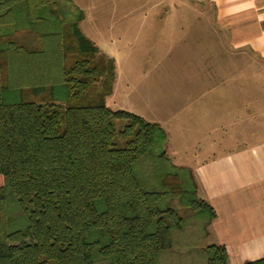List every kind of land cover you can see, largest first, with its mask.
Segmentation results:
<instances>
[{
	"label": "trees",
	"instance_id": "1",
	"mask_svg": "<svg viewBox=\"0 0 264 264\" xmlns=\"http://www.w3.org/2000/svg\"><path fill=\"white\" fill-rule=\"evenodd\" d=\"M83 18L69 0H0V264H228L165 130L106 107L114 64Z\"/></svg>",
	"mask_w": 264,
	"mask_h": 264
},
{
	"label": "rangeland",
	"instance_id": "2",
	"mask_svg": "<svg viewBox=\"0 0 264 264\" xmlns=\"http://www.w3.org/2000/svg\"><path fill=\"white\" fill-rule=\"evenodd\" d=\"M214 20L209 0H96L81 25L114 64L106 107L163 127L177 166L203 159L209 144H239L237 131L264 130V116L236 119L248 102V112H264V59L226 42Z\"/></svg>",
	"mask_w": 264,
	"mask_h": 264
},
{
	"label": "crops",
	"instance_id": "3",
	"mask_svg": "<svg viewBox=\"0 0 264 264\" xmlns=\"http://www.w3.org/2000/svg\"><path fill=\"white\" fill-rule=\"evenodd\" d=\"M69 1L84 14L79 24L81 31L96 0ZM209 1L215 12L213 23L225 28L226 42L245 47L264 59V0ZM258 106L257 102L253 107ZM249 110L250 102L236 119L245 118L249 123L250 114L256 118L264 116V112ZM261 124L264 126V119ZM203 125L210 126L207 122L200 123ZM241 128L240 131L244 130ZM245 132H235L232 140L241 142L225 150L218 151L217 143L209 144L206 151L200 152L203 159L188 166L198 185L199 198L215 212L208 228V243L225 248L228 264H244L264 257V130Z\"/></svg>",
	"mask_w": 264,
	"mask_h": 264
}]
</instances>
